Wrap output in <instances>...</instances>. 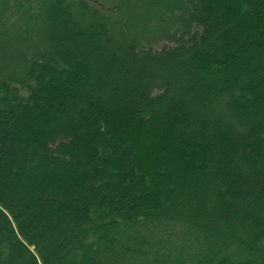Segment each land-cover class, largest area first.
Instances as JSON below:
<instances>
[{
  "label": "trees",
  "instance_id": "1",
  "mask_svg": "<svg viewBox=\"0 0 264 264\" xmlns=\"http://www.w3.org/2000/svg\"><path fill=\"white\" fill-rule=\"evenodd\" d=\"M263 63L264 0H0V264H264Z\"/></svg>",
  "mask_w": 264,
  "mask_h": 264
},
{
  "label": "rangeland",
  "instance_id": "2",
  "mask_svg": "<svg viewBox=\"0 0 264 264\" xmlns=\"http://www.w3.org/2000/svg\"><path fill=\"white\" fill-rule=\"evenodd\" d=\"M243 53H244V51L238 53V59L241 58L244 55ZM262 67H264V63L262 64ZM260 117L262 119H264V115H261ZM112 253H113V251H111L110 249L109 250H104L103 249L100 254H101V256H105L107 254H112Z\"/></svg>",
  "mask_w": 264,
  "mask_h": 264
}]
</instances>
